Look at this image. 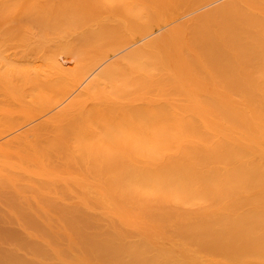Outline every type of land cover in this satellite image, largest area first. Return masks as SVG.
<instances>
[{"label":"bare ground","instance_id":"6f19581e","mask_svg":"<svg viewBox=\"0 0 264 264\" xmlns=\"http://www.w3.org/2000/svg\"><path fill=\"white\" fill-rule=\"evenodd\" d=\"M203 1L35 2V19L25 13L49 71L5 64L6 83L30 87L11 85L8 102L0 93V138L25 111L21 90L36 104L63 69L44 43L67 50L71 32H107L117 46ZM203 14L100 71L59 120L1 146L13 161L0 164V264H264V0Z\"/></svg>","mask_w":264,"mask_h":264},{"label":"rangeland","instance_id":"374dc122","mask_svg":"<svg viewBox=\"0 0 264 264\" xmlns=\"http://www.w3.org/2000/svg\"><path fill=\"white\" fill-rule=\"evenodd\" d=\"M58 1L59 0H0V85L3 88V90L0 91V93L4 92V93H2V96L0 95L2 101H7V96H6L7 94H10V96L8 95L9 96L8 98H10V97L12 98L11 94H13V96L14 95L16 96L15 93H12L14 88H12L11 85H13V86L19 85L18 88H22V89H24L25 87H28V83L25 81L26 77H25V79H22V81L19 78L20 82H17L16 85L13 81L14 79L11 80L12 81L11 85L9 83L5 82L4 73H5V69H6L5 64L7 62L8 63L10 62V64L12 63V66L20 65L22 62L23 67H21V68H24V70H26L28 72L27 74H29V75L35 74V66H38L40 72L43 73L42 79H44V77H46L45 74H47V72L49 71L48 70L49 64H47V62H46V65H48V66H45V63L41 57L44 54L40 52V55L42 54L40 56L41 59L39 60V57L37 56L38 59L35 60L36 59V56H35L36 55L35 54V24H34L35 17H33L35 15V13H34V9H32V8L35 6V2L44 4L45 2H58ZM61 1L63 2L64 0H61ZM205 1H203V2H205ZM228 2H230V0H207L206 4L203 3L202 6H200V7L199 6H193V9L189 12L187 10L189 8L184 6L181 9H179L181 11L176 12L178 14H176V15L174 14L175 18L173 16V19L168 24H166L164 26H160V27L158 26L154 30H152L151 32H149L143 36H136V37L135 36L134 37L129 36L128 38L125 37L123 39V42L122 43L120 42V44H118L117 46H115V44H113V40L109 41V38L108 37L106 38L107 35H109V34L111 35V33H107V32H104V33L99 34V35H94L93 37H88L86 39H81V40L75 39L76 37H78L77 33L71 32L72 34L70 33V35L68 34L69 36L68 35L65 36L64 40L62 38L60 39V42H64L66 40L65 41L66 43L69 42V45L71 44L70 45L71 47H69L67 50H66V48H64L65 50L62 49L63 43H61V44L58 43L59 40L54 39L52 42L44 43V45L46 46V51L44 53L46 54V52L49 50L48 55L50 53L54 54L56 56V58L59 59V61L61 62L63 69L58 71V72H54L53 74L50 73L48 79L49 80L51 79V83H49V85H48L49 87H47V90H45L41 93L42 97H40L38 99L36 104H35V95L33 96V94H35V92H34L35 88L33 86L31 88L33 90L32 92H34V93L31 96L28 94L30 92H28V91L26 92V91L21 90L22 91V98H21L22 102H20V103H21L22 107L25 109V111L22 112L20 117H17L18 119L16 117H14L16 119L13 120L12 126H11L13 129H11V131L7 132L3 137L0 138V148L2 145L8 143V141L10 139L12 140L15 137L23 136V134L27 133V131L30 132L31 130H34L35 128H37L39 125L44 124V123H48V122H46V120H48L49 122H51V120H49L51 118L52 119L54 118L53 119L54 121L59 120L61 118V114L63 113V111L66 110V108H68L70 106V104H72L73 101L77 100L79 98V96H81L83 93L86 92L87 88L89 87V84L91 83V81L96 77V75L100 71L104 70L105 68H108L109 66H111L112 64H115L116 62L119 63V60H120V62H122V60H124L123 57H125L126 55H129L130 52H132L133 50H137V49L143 47L144 45L148 44L149 42L162 37L164 34L170 32L173 28L185 26L186 24L191 22V19L196 18V17H200L201 14L204 15L203 14L204 12H208V11L210 12V10L212 11V9L214 10L215 8H218V6L220 7L221 5L228 3ZM58 3H60V2H58ZM26 9H27V11H29V10L31 11V9H32V11H33L32 14L29 11V14L31 15V16L29 15V17L34 18L32 21L30 19H27L28 12L26 11ZM190 9H191V7H190ZM185 11H187V12H185ZM181 12H182V14H181ZM19 14H20V17L18 16ZM22 15H23V17H22ZM18 17L19 18L22 17V18L19 19ZM24 18H25V21H24ZM18 20H20V22ZM32 23L34 24V25H32V27L34 26L33 28L31 27ZM19 25H21V26L23 25V28L25 25H28V27L25 26V28H24L25 30L24 29L21 30L22 27L21 26L19 27ZM109 26L111 27L112 24L109 23ZM18 27H19L20 31H18L19 30ZM112 29H113V27H112ZM32 30H34V33ZM109 30L111 31V29H109ZM23 31H25V35L27 34L28 36H24ZM19 32H20V34H19ZM19 36L23 37L24 39H21ZM54 41H56V43ZM43 42H44V40H43ZM66 43H65L64 47H66ZM43 49H44V46L42 47V50ZM15 55H17V56H15ZM23 55H24V58H23ZM46 55H45V57H46ZM48 55H47V59H45V60H48V58H49ZM11 56H13V57H11ZM11 58H12V62L10 61ZM13 60H14V63H13ZM18 60H19V62H18ZM23 60H24V62H23ZM38 61H40L41 63ZM2 62H3V64H2ZM10 64H9V66H11ZM61 74L64 77H60L59 75H61ZM30 77L31 76H29V78ZM57 78H62L63 82H61ZM27 80H29V79H27ZM30 80L31 81L34 80V82H35V76H34L33 80H32V78ZM57 80H59V82H61V84ZM33 85H34V83H33ZM29 87H28V89H29ZM5 93H7V94H5ZM4 94H5L6 98L3 96ZM28 95H29V97H28ZM32 96H33V98H31ZM10 100L14 101V99H10ZM27 100L30 101L29 105L31 107H29V105L27 107V105H26V103H28ZM15 102H16V99H15ZM90 102H91V100L88 101V103H90ZM11 103H13V102H11ZM10 105L13 106L14 103L10 104ZM10 105L8 104V105H2V106H7L6 108H14L16 106V103L13 107H11ZM1 159H3V160H1ZM0 160H1L0 164L2 162H3V164L4 163L6 164L8 162L13 161V160L10 161L11 159L6 158V156L2 158L1 155H0ZM61 161H63V162H61ZM64 164H65L64 160L58 159L57 166H61V165L63 166ZM62 166L60 167L61 169L56 167L55 170H57L59 172L64 171V168L66 166H63V168H62ZM70 168H72V167H70ZM73 170L74 169L72 168V171ZM36 177L40 178L41 175L40 176L35 175V179H36ZM42 179H44V183L50 182L47 179V177H43V175H42ZM36 180H38V179H36ZM41 181L42 180H40V182ZM36 183H38V182H36ZM63 183L64 182H62L60 185L65 186V184H63ZM71 184L73 186V183H71ZM69 186H70V184H69ZM72 186H70V187H72ZM35 187H36V185H35ZM37 187H39V185ZM51 219H54L53 220L54 223L60 222L57 224L52 223L51 225L53 228L58 229L59 226L62 228L63 227L62 225H64V227L66 225L65 223L60 221V219L57 216L53 215ZM55 219H56V221H55ZM64 238H65V236L63 237V240L60 239V242H61L60 244H62V245L66 244V240Z\"/></svg>","mask_w":264,"mask_h":264}]
</instances>
